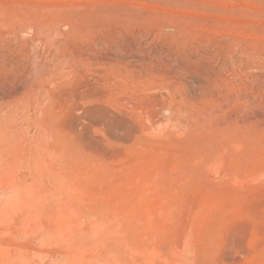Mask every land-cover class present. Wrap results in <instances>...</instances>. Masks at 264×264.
<instances>
[{
    "label": "rangeland",
    "instance_id": "1",
    "mask_svg": "<svg viewBox=\"0 0 264 264\" xmlns=\"http://www.w3.org/2000/svg\"><path fill=\"white\" fill-rule=\"evenodd\" d=\"M0 264H264V0H0Z\"/></svg>",
    "mask_w": 264,
    "mask_h": 264
}]
</instances>
